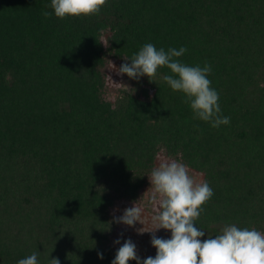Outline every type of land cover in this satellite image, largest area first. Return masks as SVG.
Instances as JSON below:
<instances>
[{
    "label": "trees",
    "instance_id": "1",
    "mask_svg": "<svg viewBox=\"0 0 264 264\" xmlns=\"http://www.w3.org/2000/svg\"><path fill=\"white\" fill-rule=\"evenodd\" d=\"M50 4L0 0V264H111L116 208L142 203L160 156L213 189L202 241L233 224L264 233V0H107L65 18ZM147 43L209 64L230 123L193 119L166 66L109 96L108 61Z\"/></svg>",
    "mask_w": 264,
    "mask_h": 264
},
{
    "label": "clouds",
    "instance_id": "2",
    "mask_svg": "<svg viewBox=\"0 0 264 264\" xmlns=\"http://www.w3.org/2000/svg\"><path fill=\"white\" fill-rule=\"evenodd\" d=\"M107 0H51V7L58 18L67 16H91L98 14ZM48 18L52 12L43 11ZM187 49L185 47L157 49L147 43L132 55L131 63H123L117 70L118 74L139 80L147 76L155 81L159 67L166 66L170 75L163 77L173 91L185 94L184 103L193 112V119L209 122L212 127L230 123V117L221 115L219 93L212 88L208 75L212 69L209 64L204 67L188 66L178 59ZM153 189L152 202L156 208L153 217L157 227L151 230V244L156 248L155 257L142 259L137 254V246L131 238L121 245L120 239L114 241L121 245L111 264H264V233L255 228H238L236 225L225 226L215 238L209 235L206 240L203 230L194 225L204 210V205L214 194L207 182L195 183L189 175V170L183 163L177 161L162 162L152 169L148 175ZM115 223L135 227L137 221L143 224L142 209L136 204L124 209L123 215L113 217ZM159 229L171 231V238H158L155 233ZM202 229V228H201ZM139 234L145 232L137 228ZM100 259L103 253L98 252ZM38 253L20 259L17 264H38ZM49 264H61L59 258H51Z\"/></svg>",
    "mask_w": 264,
    "mask_h": 264
},
{
    "label": "rangeland",
    "instance_id": "3",
    "mask_svg": "<svg viewBox=\"0 0 264 264\" xmlns=\"http://www.w3.org/2000/svg\"><path fill=\"white\" fill-rule=\"evenodd\" d=\"M112 61L113 60L110 59L106 64V67L103 69L108 82L106 93L109 96H115L118 93L117 88L120 87L125 88L126 90H132L138 82L142 83V85H145V79L143 77H141L139 80H136L129 78L127 74H118L117 70L124 62L118 60L115 64V62L113 63ZM118 63H120L121 65H119ZM150 92L152 93L153 90H151ZM162 162H171V160L160 156L157 165L159 166V164ZM188 170L190 177L194 180L195 183L199 184L204 181V174L202 172L191 168H188ZM152 195L153 189L151 187V183H149L146 187L145 193H143L144 199L141 201L142 203H123L118 205L115 211L117 217H119L123 215L124 209L132 207L134 206V204L142 209L143 224L137 221L135 227H131L121 223V228L116 233L114 241L120 239L122 245L124 241L131 238L137 246V254L145 258H147L148 256L155 257L157 251L156 248L151 244L152 232H150L157 227L156 222H154L153 220V217L156 215V213L153 211V209L149 210V208L146 207L147 201L152 200ZM143 227L145 232L143 234H139L136 229ZM155 235L158 238L169 239L171 238V231L159 229L156 231ZM121 245L116 244L117 247H120Z\"/></svg>",
    "mask_w": 264,
    "mask_h": 264
}]
</instances>
